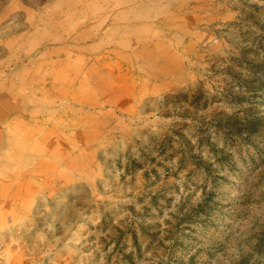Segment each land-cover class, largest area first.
<instances>
[{
	"label": "rangeland",
	"instance_id": "1",
	"mask_svg": "<svg viewBox=\"0 0 264 264\" xmlns=\"http://www.w3.org/2000/svg\"><path fill=\"white\" fill-rule=\"evenodd\" d=\"M0 264H264V0H0Z\"/></svg>",
	"mask_w": 264,
	"mask_h": 264
}]
</instances>
